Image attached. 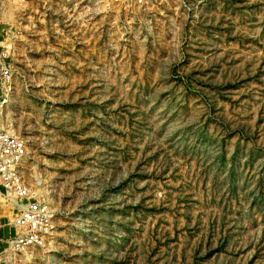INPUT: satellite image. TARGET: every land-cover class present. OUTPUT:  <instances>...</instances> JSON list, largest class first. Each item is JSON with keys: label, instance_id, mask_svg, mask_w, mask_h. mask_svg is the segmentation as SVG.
Wrapping results in <instances>:
<instances>
[{"label": "rangeland", "instance_id": "374dc122", "mask_svg": "<svg viewBox=\"0 0 264 264\" xmlns=\"http://www.w3.org/2000/svg\"><path fill=\"white\" fill-rule=\"evenodd\" d=\"M1 41L55 212L8 264H264V0H0Z\"/></svg>", "mask_w": 264, "mask_h": 264}, {"label": "built area", "instance_id": "2783aa9c", "mask_svg": "<svg viewBox=\"0 0 264 264\" xmlns=\"http://www.w3.org/2000/svg\"><path fill=\"white\" fill-rule=\"evenodd\" d=\"M6 42L0 43V196L14 205V234L2 258L8 264L28 250L50 244L55 212L50 204L25 180L23 169L29 158L27 143L3 120L13 89V66Z\"/></svg>", "mask_w": 264, "mask_h": 264}]
</instances>
